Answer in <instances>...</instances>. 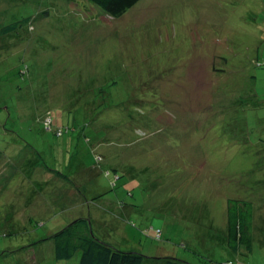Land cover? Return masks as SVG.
Returning <instances> with one entry per match:
<instances>
[{
    "label": "rangeland",
    "instance_id": "rangeland-1",
    "mask_svg": "<svg viewBox=\"0 0 264 264\" xmlns=\"http://www.w3.org/2000/svg\"><path fill=\"white\" fill-rule=\"evenodd\" d=\"M79 9L0 0V27L21 21L2 49L16 45L26 74L13 82L24 90H0V264H78L81 252L57 261L44 239L79 217L143 264H264V146L254 138L264 130L249 113H264V0H143L121 21L83 19L90 11ZM165 18L181 34L166 33ZM2 53V67L15 65ZM237 107L253 128L246 139ZM42 113L58 123L35 121ZM11 135L41 145L47 164L3 150ZM251 190L258 236L252 253L237 256L219 235L224 203Z\"/></svg>",
    "mask_w": 264,
    "mask_h": 264
},
{
    "label": "trees",
    "instance_id": "trees-1",
    "mask_svg": "<svg viewBox=\"0 0 264 264\" xmlns=\"http://www.w3.org/2000/svg\"><path fill=\"white\" fill-rule=\"evenodd\" d=\"M55 1H64L65 3H78L79 10H89L90 14L88 16L85 15L83 12L82 18L85 19L86 17L93 18L98 17L102 19H109V21H121L122 19L126 18L128 14L133 11V8L137 7L140 2L143 0H55ZM89 8V9H87ZM70 9L67 10L69 12ZM76 7H73V11H76ZM187 22L184 23L182 27H184L186 24H188L189 20H186ZM178 22L176 19H167L165 18V23L163 25V28L168 29V34H170L172 31L175 32V34L178 36L179 33L181 34L182 29L180 26L175 23ZM25 25H30V18H27L24 20ZM21 24V21H16L14 23H11L9 25H2L0 27V47L3 51L2 54H4V58L8 59H17V62H15V65L13 62L6 61L5 66H1L0 63V69L2 70V73H0V90L3 89V91L7 90V88H10L12 86V89L17 90H24L22 89V85L19 83H16L15 85L13 82L16 81L17 78L20 79L23 78V75L25 72V68L19 69L20 63H18L19 60V49L15 47L14 44L13 48H9L8 51L5 49H2V47L5 45L4 42L8 40H14L16 35L19 34L18 26ZM27 29H30L31 26L27 27ZM163 47V46H162ZM193 45L189 41L188 48H192ZM2 57V59H3ZM4 63V61H1ZM7 65H12L14 69L17 70L16 76H14L13 73L8 72V70H5L4 67ZM27 71L30 72V67L27 68ZM23 72V73H22ZM25 80V79H24ZM25 82V81H24ZM178 83V82H177ZM171 83H167L164 86H162L160 90V96L162 98L169 96L170 91H168L167 87ZM29 88V87H28ZM167 94V95H166ZM1 100V98H0ZM264 103V100H262ZM8 103V102H7ZM5 102V104H7ZM232 103V102H231ZM236 103V102H235ZM241 103V102H240ZM255 106H258L254 103ZM35 107V104L31 105V108ZM235 107L232 109L235 110ZM9 109V107H7ZM1 110L4 109L0 108ZM18 109V108H17ZM236 109L238 111V118L241 117V120L243 121V125L240 128L239 132L243 133L245 136V139L251 136L253 133V128L250 125V120L247 117V115H244L243 112L245 110L243 108ZM261 109L255 108L251 109L249 113L251 115H257V121L258 124L256 126L257 130L259 131L261 128L264 130V113L260 112ZM49 110H46L44 113H48ZM153 111V110H152ZM150 111L149 116L152 117L153 114L156 112ZM257 111V112H256ZM260 112V113H259ZM44 113L37 115L35 117V121L39 120L42 122L47 121L49 124L50 122H53L55 124L59 121L58 115H51L49 116V120L45 119ZM50 113V111H49ZM48 113V114H49ZM19 117H21V114L19 113ZM55 119V122L53 120ZM33 120V121H34ZM60 120L62 123V117H60ZM20 121H22L20 119ZM15 122V121H14ZM259 127V128H258ZM9 130L7 133L9 134ZM14 133V132H13ZM5 134L4 131V125L2 124V120L0 121V136H3ZM260 136V138H258ZM2 137H0L1 139ZM256 141H258V144L264 146V132L258 133L256 137H254ZM262 138V139H261ZM4 140V138H2ZM6 141V140H4ZM26 141H22L19 136L17 135H11V141L8 145L3 146V150H7L9 146H11L15 150V148H19V153H14L15 156H22L26 157L24 160L28 161V164H32V157H36L37 161L41 162L40 165L47 164L46 160L41 157L40 153L37 151H43L41 145L35 146V148H31L30 144ZM23 145H28L30 149H27L28 153L24 152V149L20 148ZM28 146H25L28 148ZM22 154H21V152ZM259 161L263 162L264 166V148H259ZM3 153H0V157H3ZM39 157V158H38ZM43 158V161H42ZM43 162V163H42ZM27 164V165H28ZM86 164V165H85ZM27 165L24 168V171H28ZM80 167H87V162L84 160H81V163L78 165V169ZM88 170H91L87 168ZM90 176V175H89ZM214 189L212 187H209L206 190L207 195H211L213 193ZM250 193V194H249ZM248 195L243 196L241 195V192H235L234 194H228L226 195V200L224 203V213L226 218V225H225V233L223 234V230L220 231V237L225 236L226 245L228 246V249L231 253L239 256L242 254V252H253L254 245H255V237L258 236V228L256 226V206L255 202L253 200L254 190H251L247 192ZM205 195V194H204ZM203 210L199 211V215L197 216V210L194 209V214L196 218H199V216L204 213ZM211 213L208 212V215ZM1 216V215H0ZM83 216H89V215H83ZM212 228H217V226L214 222H210ZM158 234H161V230H158ZM44 240H52L54 241V257L57 261H68L71 260L78 252H81V257L78 264H143L146 257L138 252H127V251H121L119 249H116L112 245L103 242L99 238H97L92 230V224H91V218L89 217H79L75 219L74 221L70 222L66 226H64L62 229H60L57 233L52 235L51 237H47ZM263 240V239H262ZM260 240H258L259 242ZM264 242V240H263ZM163 264H187L181 260L175 259V258H165V262ZM228 264H234L229 262ZM242 264V263H238Z\"/></svg>",
    "mask_w": 264,
    "mask_h": 264
},
{
    "label": "bare ground",
    "instance_id": "bare-ground-1",
    "mask_svg": "<svg viewBox=\"0 0 264 264\" xmlns=\"http://www.w3.org/2000/svg\"><path fill=\"white\" fill-rule=\"evenodd\" d=\"M21 152V151H20ZM21 154H22V152H21Z\"/></svg>",
    "mask_w": 264,
    "mask_h": 264
}]
</instances>
